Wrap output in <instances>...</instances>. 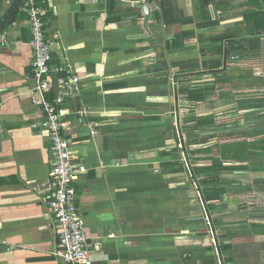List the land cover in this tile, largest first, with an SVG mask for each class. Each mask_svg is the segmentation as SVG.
<instances>
[{"label":"crops","instance_id":"obj_1","mask_svg":"<svg viewBox=\"0 0 264 264\" xmlns=\"http://www.w3.org/2000/svg\"><path fill=\"white\" fill-rule=\"evenodd\" d=\"M16 1L0 0L3 20ZM135 1L48 0L44 6L56 82L45 97L53 101L57 81L68 76L59 67L83 78L80 94L57 109L71 141V191L93 264H264V236L253 233L225 241L232 254L219 255V236L249 229L238 224L244 215L232 207L229 213L206 209L193 177L204 164L195 152L200 147L189 145L184 129L190 103L177 92L227 59V49L211 54L216 45L200 38L243 23L246 0H210L207 16L201 0ZM24 3L0 31V264H66L54 255L60 227L47 205L54 149L43 109L33 103L40 94ZM146 4L151 36L143 27ZM188 31L194 39L180 48L167 45ZM246 113L229 115L237 116L230 130L247 125L238 118ZM243 174L253 176L249 186L264 179V173L235 172L229 176L235 193ZM241 197H230L229 205ZM220 216L227 226L214 228Z\"/></svg>","mask_w":264,"mask_h":264},{"label":"trees","instance_id":"obj_2","mask_svg":"<svg viewBox=\"0 0 264 264\" xmlns=\"http://www.w3.org/2000/svg\"><path fill=\"white\" fill-rule=\"evenodd\" d=\"M201 14L207 16V11L211 5L210 0H201ZM169 6V2H166ZM219 5L218 9L224 8ZM162 7V15L166 17V8ZM243 7L246 9L242 12L244 22L236 24L235 27L226 29L217 35H212L208 38H200L203 42H210L216 45L208 50L211 54L223 55L224 50H228L229 61H242L245 58H250L254 54L264 52V0H246ZM237 15V14H236ZM192 20H185L190 23ZM177 20L169 24L176 23ZM241 26H245L242 27ZM195 33L192 31L184 32L179 37H176L173 42L167 43L169 47L180 48L181 42L194 39ZM220 65H214L212 68H219ZM186 78V76H181ZM216 79V75H215ZM234 80L246 81L251 80L250 88H264V77H258L253 73L240 75L238 77L230 76L227 72L222 78H218L211 82L193 84L190 87H185V81L181 83L179 93L191 105H201L211 103L217 96L218 84H234ZM223 98L227 99L226 105L234 104L230 102V92L224 93ZM239 111H251L244 114L240 119L256 121L260 117H264V98H242L236 101L235 109ZM218 121L215 114L198 116L195 111H191L185 116L184 129L189 137V145H199V149L195 152L199 154L198 161L204 163L202 166L194 168L193 177L196 180L201 197L205 203L206 209L211 213L227 208L229 205L228 199L235 195L247 198L250 192L255 193L258 198H262L264 194V179L255 180L251 186L239 182L238 192L235 193V182L231 181L229 176L235 172H254L264 173V128H254L249 130V127H238L230 130L229 124ZM254 139V140H252ZM238 163V165L233 164ZM253 187V188H252ZM234 189V190H233ZM227 206V207H226ZM239 211L246 210V204H238ZM232 210V213L238 212ZM260 215L264 214V209L258 208ZM217 213V212H216ZM225 213L224 211L221 212ZM246 215V214H245ZM244 217H247L245 216ZM220 216L214 220L213 227L220 228L227 226ZM249 218L243 219L238 223L249 229L240 231L237 227L228 230L225 234L219 236L217 240L223 241L219 247L223 255L232 254V245L225 241H230L233 238L253 233L258 236H264V222L250 223ZM234 224V223H233ZM240 227V226H239ZM217 237V236H216ZM228 260H232L228 258Z\"/></svg>","mask_w":264,"mask_h":264},{"label":"built area","instance_id":"obj_3","mask_svg":"<svg viewBox=\"0 0 264 264\" xmlns=\"http://www.w3.org/2000/svg\"><path fill=\"white\" fill-rule=\"evenodd\" d=\"M47 1L26 0L24 11L28 16L32 46L35 51L33 67L36 86L34 91L40 94V98H34L33 103L43 109L45 126L49 131L54 149L53 168L49 181L52 195L47 200V205L60 227L58 247L54 255L66 264H93L84 234V222L76 203V196L71 191V182L76 171L72 162L71 141L65 136L66 128L57 109V106L67 99L80 94L83 78L73 76L71 69L59 67L57 71L61 73L66 71L68 76L60 77L57 81L60 91L53 101L45 97L53 90L56 83L51 69L54 49L45 34L47 10L44 6ZM121 1L129 4L137 3L135 0ZM86 113V111L79 112L84 115ZM178 127L180 132V123Z\"/></svg>","mask_w":264,"mask_h":264},{"label":"rangeland","instance_id":"obj_4","mask_svg":"<svg viewBox=\"0 0 264 264\" xmlns=\"http://www.w3.org/2000/svg\"><path fill=\"white\" fill-rule=\"evenodd\" d=\"M231 66L235 68H237L235 70V72H237V74L240 73H244V74H248V73H253L255 74H263L264 75V52L259 53L257 56H251L250 58H245L242 61L240 60H232L230 62ZM190 71V70H188ZM202 81L203 80V74L200 73L197 75V77H192L189 79V85L196 83L194 81ZM239 85H241V88H235L236 90V96L237 97H243V96H247L248 95H253V96H259L260 98H262L264 92H260L262 89L261 88H245L246 83L245 82H240ZM256 91V92H254ZM189 108L190 110H194L198 115H208V114H218L219 116H221L222 119H219L218 121L220 122H226L225 124H230L231 123H235L236 121V117L237 116H229L231 113L233 114L232 110L234 109L233 107L230 108V106L225 105L224 102L222 103H218V101L216 102V97L212 100L211 103L208 104H201V105H190L189 104ZM217 115V117H218ZM240 118V116L238 117ZM244 120L241 121V123H243ZM250 128H264V117H260L258 118V120L254 121L253 125H251ZM248 176H246L245 174H243V177L241 179H244L243 182L249 183L252 181L253 176H251L250 174H247ZM240 177V176H239ZM235 198V197H234ZM238 201H231L232 203H230V205H228L227 209H228V213L232 207V210H234L235 207L238 206V204L240 203H252V204H257L259 202L260 198H257L255 196V198L253 199H247V198H238ZM233 200V199H232ZM261 201L264 202V197L261 198ZM229 202V199H228ZM246 204V206H247ZM239 207V206H238ZM226 213V212H225ZM236 216L234 217V219H232L233 221L236 220L235 219ZM244 219V216L241 220H237V222H242V220Z\"/></svg>","mask_w":264,"mask_h":264},{"label":"flooded vegetation","instance_id":"obj_5","mask_svg":"<svg viewBox=\"0 0 264 264\" xmlns=\"http://www.w3.org/2000/svg\"><path fill=\"white\" fill-rule=\"evenodd\" d=\"M259 53H257V54H254L253 56H257ZM235 60H238V58L237 59H235ZM234 60V61H235ZM230 62H231V60L229 61V59H228V57H227V59H224V61H223V63L222 64H220V66L221 67H219V68H212V67H210L209 69H207V70H205V71H203V72H201L202 74H203V80L202 81H199V82H196V83H193V84H200V83H207V82H211V81H213V80H216L217 79V77L218 78H222L223 76H224V74L225 73H229L230 74V76H235V77H238V76H240L241 74L242 75H244V73H240V74H237V72H235V70L237 69V68H235L234 69V67H232L231 66V64H230ZM215 75H216V79H215ZM245 75H247V74H245ZM256 76H258V77H264V75L263 74H255ZM188 79V78H187ZM186 83V85H185V87L186 88H188V87H190L191 85H193V84H191V85H189V80H187V81H185ZM242 83V82H245L246 83V86H245V88H250V87H248L250 84H251V80H246V81H237V80H234V84H218L217 86H216V88H217V96H216V102L218 101V103H222V102H224L225 103V105H226V103H227V99H225V98H223V94L224 93H227V92H230V94H231V98H230V102H233L234 104H231V105H226V107L227 106H230V108H234L235 109V104H236V101H238L239 99H242V98H247V99H250V98H254V97H259V96H253V95H248V97L247 96H243V97H237L236 95V89L235 88H241V85H239V83ZM178 88H181V85H180V87H178ZM251 89H253V88H251ZM254 92H256V91H254ZM260 92H264V88L260 91ZM263 97L262 98H264V94L262 95ZM191 105V104H190ZM203 105V104H202ZM188 110H187V115L191 112V111H194V110H190V108H187ZM232 110V112H233V114L232 115H236V113H237V115L240 113V111L239 112H236L235 110ZM243 112H246V111H243ZM248 112H252V110L251 111H247V113ZM235 113V114H234ZM246 113V114H247ZM208 115H210V114H208ZM216 116L218 115V114H215ZM242 115V114H241ZM241 115H239V116H241ZM198 116H204V115H198ZM206 116V115H205ZM219 119H222L221 118V116H219L218 115V120ZM249 122H251V123H253L252 121H250V120H248ZM247 123L246 122V124L248 125V124H250V123ZM246 125V126H247ZM251 125V124H250ZM248 127H250V126H248ZM253 188V187H252ZM255 196L258 198V196L255 194V193H252V192H250L249 193V195L247 196V199L249 200V199H253V198H255ZM263 197H264V194H263ZM262 197V198H263ZM247 204V203H246ZM238 207V206H237ZM258 208H262V209H264V202L263 201H261V199H259V202L257 203V204H252V203H248L247 204V206H246V210H244V211H239L238 210V212H237V214H242V215H245V216H247L250 220H249V222L250 223H254V222H258V221H262V222H264V214H262V215H260V217H259V213L258 212H256L257 211V209ZM238 209H239V207H238ZM261 213H264V212H261Z\"/></svg>","mask_w":264,"mask_h":264},{"label":"water","instance_id":"obj_6","mask_svg":"<svg viewBox=\"0 0 264 264\" xmlns=\"http://www.w3.org/2000/svg\"><path fill=\"white\" fill-rule=\"evenodd\" d=\"M25 0H17L15 5H14V8L12 9V11L9 13V15L3 20L2 19V16L0 14V20H1V23H0V31L2 29L5 28L6 24L12 20L13 16L15 15V13L19 10L21 4L24 3ZM143 12H144V21H143V27H144V30L151 36L152 35V32L149 28V24H150V20L152 19V9L150 7V5L146 4L143 6ZM227 52V51H226ZM227 55V53H226ZM226 57V56H225ZM171 78H174V74L171 75ZM179 88H177V92H178ZM176 100L178 101L179 100V95L177 96ZM219 255L222 257V250L221 248L219 247Z\"/></svg>","mask_w":264,"mask_h":264}]
</instances>
